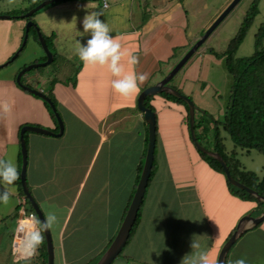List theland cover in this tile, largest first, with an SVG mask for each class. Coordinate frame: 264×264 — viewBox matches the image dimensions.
<instances>
[{
  "label": "crops",
  "instance_id": "1",
  "mask_svg": "<svg viewBox=\"0 0 264 264\" xmlns=\"http://www.w3.org/2000/svg\"><path fill=\"white\" fill-rule=\"evenodd\" d=\"M185 2L143 0L149 15L143 14L141 19L130 14L128 22L114 21L103 15L102 20L108 21L122 48L139 57L136 65H128L127 57L123 58L125 70L147 73V79L128 96L112 87L111 81L116 77L106 64L81 62L75 74L67 72L80 45L66 54L60 35L74 27L77 29L79 18L73 20V24L56 22L50 35H46L54 34V49L64 67H59L55 73L30 74L25 84L46 94L52 90L65 125L60 136L39 133L36 140H29L32 147L29 149L32 150L30 160L35 170L31 180L35 200L41 205H53L54 210L62 212L55 236L59 264L97 262L118 233L135 194L139 168L144 165L149 142V124L138 107V97L144 88L163 78L209 26L208 23L201 24V31L191 37ZM17 21L21 30L8 36L6 42L10 44V50L2 54L1 64L22 44L27 21ZM206 51L201 50L200 56ZM38 57L41 59L44 55ZM230 74L231 92L234 78ZM16 78H5L0 82V160H7L8 150L16 145L15 163L22 153L20 128L29 122V114L33 116V122L59 131L57 118L53 117L44 100L21 88ZM173 86L183 88L180 90L193 98L196 96L194 101L202 109L213 108L214 102L211 98L208 100L211 96L207 94L212 89L209 83L196 85L197 93L194 79L187 76L178 78ZM212 94L214 97L213 91ZM148 102L156 113L154 174L143 199L139 224L112 264H184V257H191L200 250L208 251L218 260L222 246L239 219L251 208L255 211L258 204L240 200L232 194L227 177L213 169L200 153L194 155L190 148V141H193L189 111L183 104L161 94L151 96ZM227 108L228 104L224 121ZM215 120L220 121L196 109L195 122L201 123L197 132L202 138L208 130L216 128ZM212 146L211 149L215 141ZM180 158L195 168L201 167L199 174L194 173L199 178L197 182L191 177L189 168H177ZM17 168L19 170V166ZM180 185L185 194V189L197 187L201 196L198 199L183 197ZM213 192H217V203L209 200ZM207 204L212 217L206 211ZM216 216L220 219L218 228L209 223ZM190 219L195 220L194 226L187 222ZM194 236L200 244L199 249L191 247ZM240 258L247 264H264V221L238 239L227 255L226 264H235ZM40 260L37 262L43 264V258Z\"/></svg>",
  "mask_w": 264,
  "mask_h": 264
},
{
  "label": "rangeland",
  "instance_id": "2",
  "mask_svg": "<svg viewBox=\"0 0 264 264\" xmlns=\"http://www.w3.org/2000/svg\"><path fill=\"white\" fill-rule=\"evenodd\" d=\"M40 1L43 0H0V14L10 15L11 13L14 12L19 13L20 11H25L26 9L30 8L34 4L39 3ZM231 1L232 0H186L185 7L187 14L189 16L187 28L189 29V33L191 37L196 36L197 33L201 31V27H200L201 24L208 23V25L210 26ZM105 2L108 4V6L104 5ZM252 2L253 0H241L240 3L229 13V15L221 22V24L211 34L208 40L200 47V49L196 52V54H194L193 57L180 70L177 77L171 80L170 84L173 85V83H175V81L178 80V78L181 77L183 78L187 76L189 78L194 79L195 86L200 83L202 84L204 82L205 84L209 83L212 86V89L208 91L207 94L208 96H211L208 97V100L211 98V101L214 102V106L213 108H208V111L206 110V112H208L209 114L211 113L210 115L215 117V119L220 120L218 124L219 133H220V138L222 139V144L224 145L225 148L224 149L225 152L232 153L233 150L235 152L237 151L235 153L236 154L235 159L238 160L239 162L240 165L239 171L254 172L259 178H262L264 175V153L255 147L247 148L237 143L235 140L232 139L229 130L226 128L224 124V115L226 112V106L227 104L229 106L231 101L230 86L232 83V78L230 72L228 71V68L226 67L225 57H216L214 54L210 53V49L212 48L218 52H224L228 48L229 43L237 35L240 27L242 26L247 9L249 8ZM87 4H88V8L86 7ZM148 4L149 2H147L146 7L148 6ZM146 7L145 4L143 3V0H64V1L51 3L43 7L37 13L34 19L37 22L41 32L45 35H50V31L56 22L73 24L72 21L76 19L78 20L79 18V21H77V27H78L77 29H75L74 27V29H71L69 31H64V33L62 32L60 35V40H61L60 43L64 47L63 51L66 54H68L74 51L75 46L77 47L81 44H86L87 40L90 38V34L82 33L83 32L82 20L88 12H102L103 15L107 17V19L112 18L114 21L120 20V21L128 22L130 14L134 15L135 17L137 16V18L141 17V19L143 14L147 13L149 15V12L146 11L147 10ZM103 15L100 17L101 19ZM17 20L20 19L0 18V58L3 57L5 50L8 49L10 50V48H8L10 47V44L8 45V43L6 42V40L9 39L8 36H10L11 32L15 33L16 35V33H19V30H21L20 27H18L19 23ZM263 22H264V0H259L258 14L255 17L254 22L251 28L249 29L243 43L239 47L236 54V58H246L254 54V52L256 51V34ZM11 24L13 25L11 26ZM201 34H199L198 38L200 37ZM261 45L264 46V39L262 40ZM54 47L55 46L52 45L51 49L52 51L56 52ZM19 48H17L15 51L12 50L13 52L11 53L10 58L14 56V54L18 51ZM204 49L208 50L209 52L206 51L207 53L205 55L200 56L199 52ZM183 50L184 48L179 50L180 55L183 52ZM39 53L40 55L41 54L44 56L46 55L42 45L40 44L39 41H37L34 32L31 31L29 33V38L25 48L19 53V55L12 62L0 68V82L5 78H10V77L13 80H15L14 78H16L17 76L16 74H18L25 66L32 63H39L45 61V60H41L43 58L39 59L38 57L40 56L38 55ZM6 61L7 60H5L2 64H4ZM72 61L74 64L70 63V66H68L67 68V72L70 74H75L77 67L83 61L80 60L77 53L76 55H74ZM62 63L63 60L58 57L54 62H52L47 66L34 68L26 72V74L22 77V82H26L27 76L30 74H34L36 72L50 71L51 73H55L57 72L59 67H64L63 66L64 64ZM163 71H166V69L165 70L163 69ZM165 75H167V72H165ZM197 87L198 86L194 88L195 91ZM178 89H183V88L180 87ZM212 91L214 92V97ZM183 93L186 94L185 92ZM186 95H188L193 100L194 98L196 99V96H194L193 98L191 94L189 95L187 93ZM28 117H29V122L27 124L41 126L38 123L32 121L33 119L32 115L29 114ZM27 124L24 123V125ZM215 132H216V128L208 130V132L206 133L205 136H203V138L198 133L202 143L209 149L213 147L212 145L213 142L215 141ZM27 134H29V136L27 137L28 139L27 183L31 193L33 194L31 188V180L35 170L33 169V165H32L33 163H31L32 150L30 151L29 149H32V147L30 148L29 140H36L35 138H37V136L40 135L39 133L31 132V131H29ZM14 147L16 148V145H13L8 150L6 159L13 160L17 156L16 155L17 148L14 150ZM35 147L36 145L33 148L35 149ZM195 147L196 146H194V143L190 141V148L194 153V155H197L199 152L196 150ZM16 163L19 166L18 171L19 173H21L20 160L16 161ZM177 168H179L180 170H187L186 168H189L193 180L195 182L198 181L199 178L198 177L196 178L195 174L200 173L199 171L201 167L195 168L194 166L187 164L185 159H181V161L177 163ZM166 185H172V184L166 183ZM183 185L185 186V183ZM0 188H7V190L10 193L8 202L0 203V264H39L37 260L39 261L40 259H42V257L37 258L38 245L34 250L25 249L24 247L20 249H16L14 247V236L17 226L15 207L24 200V195H22L21 193L18 194V191L21 192L19 190L18 182L16 181L14 182L13 185L10 186L0 184ZM196 190H198L197 187L190 190L185 189L187 193L185 194L183 186L180 185L179 187V191L183 195V197L186 196L189 197V199H191L190 197L198 199L201 196L200 193ZM196 193L197 196H195ZM33 196L36 199L34 194ZM217 199H218L217 192H213L209 200H213L217 203ZM240 200H244V199L241 198ZM200 201L203 202L201 199ZM206 201L208 203V200ZM244 201H249V200H244ZM39 206L43 210L46 218L49 215H55L57 218L56 219L57 223L55 222L52 225V227H50V229H51L53 244L55 248L54 249L55 264H59V251L56 248L55 236L57 235L56 228L59 224L58 221L62 216V212L60 210H54L53 205L39 204ZM25 207L29 208V204L27 202L25 204ZM206 211L209 214V216L212 217V214L209 213L210 208L208 207V204L206 205ZM252 211H254L253 208H251L249 212ZM228 212L230 213V210H228ZM219 220L220 219L216 216L215 218H213V221L209 220L210 221L209 223L216 225L215 227L218 228ZM187 222H189V224L192 226H194L195 224L194 219L192 220L190 219ZM185 223L186 221L183 223V226L185 225ZM45 245H46V240H43L42 246H44V249L41 251V253H43V258L47 260L48 255H47V248L45 247ZM40 262L42 263L41 260Z\"/></svg>",
  "mask_w": 264,
  "mask_h": 264
},
{
  "label": "water",
  "instance_id": "3",
  "mask_svg": "<svg viewBox=\"0 0 264 264\" xmlns=\"http://www.w3.org/2000/svg\"><path fill=\"white\" fill-rule=\"evenodd\" d=\"M59 1H64V0H44L41 3H39L37 6L29 10L25 16L30 17L33 15V13L42 9L43 7L51 3L59 2ZM240 1L241 0H232L228 4V6H226V8L220 13V15L213 21V23L191 45V47L179 59V61L173 66V68L167 73V75H165L158 82H155L154 84L147 86L140 93L138 97V107L145 114V118L149 124V142H148L146 159L143 165V169L140 175L139 182L137 184L135 194L129 205L125 218L118 230V233L112 240L109 247L106 249V251L102 254V256L99 258V260L95 264H112L113 261L121 254V252L123 251L125 245L127 244L129 240L132 228L135 224V221L138 215V211L142 205L143 199L147 191L149 179H150L153 164H154V155H155V147H156V129H157L156 113L151 107H148L145 104V100L149 96H154V95H158L161 93H167V94H171L175 97H178L184 100L187 103L188 109H189L188 111H189L190 133H191V137H192V140L196 148L208 154L209 156H212L213 158H215L221 163V165L224 168L227 180L232 185L240 189L246 190L248 193L253 195L259 202H264V195L260 194L257 190L253 189L252 187L248 186L247 184L233 177L227 161L224 159L223 155L219 151L207 148L203 143H201L197 139V133L195 130V118H196V109H197L196 103L188 95L184 94L183 92L176 89L170 84L171 80L179 73V71L186 65V63L193 57V55L196 54V52L200 49V47L208 40L211 34L216 30V28L221 24V22L229 15V13L240 3ZM0 18L9 19L11 18V15L0 14ZM31 26L36 27V23L32 20H29L26 24L25 35L22 41V45L12 57L13 60L19 55V52L22 51L24 46L27 44ZM36 28H37L36 30H37V35H38L40 44L45 50L47 59L43 62L32 63V64L25 66V68H23L17 74V82L21 84L23 88L29 90L32 94L39 96L40 98L44 99L45 101L49 103L59 123V131L55 132L48 128L42 127V126L29 125V124L24 125L22 127L20 131L21 152H22V166H21L20 179H21V184L23 187L24 196L28 199V201L31 203L32 207L34 208L36 216L42 227V232L46 240L47 251H48L47 264H54L55 251H54V244H53L51 229L44 227V224L47 218L43 210L39 206L38 202L35 200L33 194L30 191L28 183H27L28 149H27V143L25 139V133L32 131V132L41 133V134L60 136L64 132L65 125L61 117V114L57 109V106L51 100L48 94H46L41 89L34 88L22 82V77L26 72L34 68H38L41 66H47L51 64L54 60V52L48 46L44 34L41 32V30L38 27ZM263 221H264V210L260 214H257V215L252 214V212H249L243 215L239 219L237 226L235 230L233 231V233L231 234V236L226 240V242L222 246L221 251L219 253L218 261L226 262L227 255L230 249L238 241V239L250 229H253L254 227L261 224Z\"/></svg>",
  "mask_w": 264,
  "mask_h": 264
},
{
  "label": "trees",
  "instance_id": "4",
  "mask_svg": "<svg viewBox=\"0 0 264 264\" xmlns=\"http://www.w3.org/2000/svg\"><path fill=\"white\" fill-rule=\"evenodd\" d=\"M44 1V0H43ZM40 1L39 3H41ZM39 3L32 5L30 8L26 9L25 11H20L19 13H11V18L16 19H26V20H33L36 23V27L39 28L37 22L34 19V16L37 15V13L41 10L36 11L33 13L32 16L26 17V13L37 6ZM258 3L259 0H253V2L250 4L249 8L247 9V12L245 14L242 26L240 27L237 35L231 40L229 43L228 48L224 52H218L214 50L213 48L210 49V53L214 54L216 57H225L226 59V67L228 70L232 73L234 81L231 89V101L227 109V115L224 121V124L226 128L229 130V133L233 140H235L237 143L244 147H255L259 149L261 152L264 153V46L261 45L262 40L264 39V22L259 27V30L256 34V51L253 55L246 57V58H236L237 51L241 44L243 43L249 29L251 28L255 17L258 14ZM35 26L30 27V32L33 31L35 34V37L37 41H39L38 35H37V28ZM40 29V28H39ZM45 36V39L47 41L48 46L51 49V46L54 45V34L51 36ZM40 42V41H39ZM25 48V46H24ZM23 48V49H24ZM52 50V49H51ZM21 52V51H20ZM19 52V53H20ZM54 52V60L57 58V54ZM13 57V56H12ZM9 58L4 64L0 65V68L9 64L13 61V59ZM47 56L45 55L43 59L46 60ZM55 80L52 81V85H54ZM21 88V84H19ZM173 86V85H172ZM175 87V86H173ZM178 89L177 87H175ZM25 91L31 93L29 90L23 88ZM180 90V89H178ZM182 92V91H181ZM32 94V93H31ZM34 95V94H33ZM161 95L167 97L168 99H171L177 103L183 104L187 110L188 105L187 103L182 100L181 98L175 97L171 94L167 93H161ZM36 96V95H35ZM48 96L51 98V100L55 103L57 106L56 98L52 92V90L48 93ZM39 97V96H36ZM151 96L147 97L145 100V104L148 107H151L149 105V99ZM44 100V99H43ZM45 104L51 111V114L53 117L56 118L55 113L53 112L51 106L47 101H45ZM152 108V107H151ZM196 108L203 112L206 115H210L206 110L196 106ZM215 126H216V132H215V146L213 150L219 151L224 159L227 161L230 171L236 179L240 180L241 182L247 184L248 186L252 187L253 189L257 190L260 194L264 195V175L262 178H259L254 172H244L239 171V162L236 160V152H232L231 154H227L224 150V145L222 144V139L220 138L219 133V122L218 120H215ZM201 123L195 122V130L197 133V139L202 143L199 134L197 132L198 128L200 127ZM23 126V125H22ZM22 126L20 128V131L22 129ZM25 133V139L26 143L28 145L27 141V134ZM192 140V139H191ZM193 141V140H192ZM194 143V142H193ZM198 150V149H197ZM202 158L208 162V164L215 170L223 173L225 176V171L221 163L213 158L212 156H209L208 154L198 150ZM20 161L22 163V153H20ZM143 169V165L139 168V179L140 175ZM154 171L152 169V173L149 179V182L151 181L153 177ZM19 184V190L20 193L24 195L23 187L21 184V179L19 176V179L17 180ZM228 186L234 195L244 199V200H250L255 201L258 204V207L256 208V212L252 211V214H260L264 210V202H259L253 195L248 193L246 190L240 189L234 185H232L228 180ZM28 200V199H27ZM29 203V212H32L34 214L35 210L32 207L31 203ZM143 204V202H142ZM21 208V204H18L15 210L16 217H18L19 209ZM141 208L142 205L138 211V215L135 221V224L132 228L131 235L129 237V240L131 239L133 233L135 232L136 227L139 224L140 221V214H141ZM235 230V229H234ZM233 230V231H234ZM231 232V234L233 233ZM230 234V236H231ZM229 236V237H230ZM228 237V238H229ZM45 240L44 235L42 234V240L38 244V257L39 253L40 256L43 258V253L41 251L44 249V246H42V242ZM128 240V242H129ZM127 242V243H128ZM47 248V244L45 245ZM48 255V251H47ZM48 259L43 258V264H47ZM96 262L92 263L95 264Z\"/></svg>",
  "mask_w": 264,
  "mask_h": 264
},
{
  "label": "clouds",
  "instance_id": "5",
  "mask_svg": "<svg viewBox=\"0 0 264 264\" xmlns=\"http://www.w3.org/2000/svg\"><path fill=\"white\" fill-rule=\"evenodd\" d=\"M88 8V4L86 5ZM102 12H88L82 20L84 34H90L86 44H81L76 53L85 64L108 65L115 79L111 81L112 87L122 95L128 96L138 89V84L147 79V73L126 71L121 62L127 57L128 65H136L139 57L122 48L120 41L112 34V29L105 20L100 17ZM20 173L17 165L12 159L0 160V184L13 185L19 179ZM10 193L7 188H0V203H7ZM55 215H49L44 227L50 228L56 222ZM34 245H38L42 236L39 231L32 236ZM192 249H199L200 244L195 239L191 242ZM184 264H226L212 257L208 251H197L193 256L183 259ZM235 264H247L243 258L237 259Z\"/></svg>",
  "mask_w": 264,
  "mask_h": 264
},
{
  "label": "built area",
  "instance_id": "6",
  "mask_svg": "<svg viewBox=\"0 0 264 264\" xmlns=\"http://www.w3.org/2000/svg\"><path fill=\"white\" fill-rule=\"evenodd\" d=\"M104 5L108 6L106 2ZM26 202L28 203L27 198L24 196V200L19 203L21 204V208L18 214L19 218L15 232L14 247L16 249L24 247L25 249L34 250L37 245H34L32 236L36 231H39L42 236L43 232L36 214L29 212V208L25 207Z\"/></svg>",
  "mask_w": 264,
  "mask_h": 264
},
{
  "label": "flooded vegetation",
  "instance_id": "7",
  "mask_svg": "<svg viewBox=\"0 0 264 264\" xmlns=\"http://www.w3.org/2000/svg\"><path fill=\"white\" fill-rule=\"evenodd\" d=\"M27 18H28V17H27ZM25 20H26V19H25ZM26 21L28 22L29 20H26ZM32 21H33V20H32ZM27 22H26V24H27ZM25 29H26V25H25ZM29 33H30V32H29ZM24 35H25V33H24ZM23 38H24V36H23ZM21 45H22V44H21ZM25 46H26V45H25ZM20 47H21V46H20ZM9 58H10V57H9ZM24 68H25V67H24ZM25 74H26V73H25ZM25 74H24V75H25ZM24 75H23V76H24ZM23 83H25V82H23Z\"/></svg>",
  "mask_w": 264,
  "mask_h": 264
}]
</instances>
